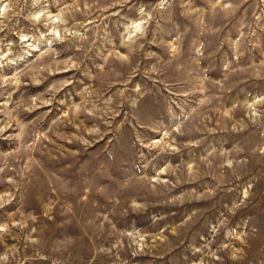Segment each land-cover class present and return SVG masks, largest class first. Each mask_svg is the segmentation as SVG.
<instances>
[{"label": "rangeland", "instance_id": "obj_1", "mask_svg": "<svg viewBox=\"0 0 264 264\" xmlns=\"http://www.w3.org/2000/svg\"><path fill=\"white\" fill-rule=\"evenodd\" d=\"M0 264H264V0H0Z\"/></svg>", "mask_w": 264, "mask_h": 264}]
</instances>
